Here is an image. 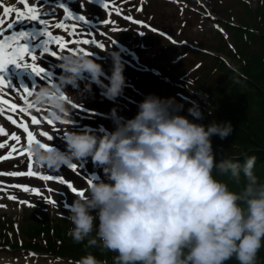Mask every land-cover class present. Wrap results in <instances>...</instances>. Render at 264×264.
<instances>
[{
  "label": "clouds",
  "instance_id": "obj_1",
  "mask_svg": "<svg viewBox=\"0 0 264 264\" xmlns=\"http://www.w3.org/2000/svg\"><path fill=\"white\" fill-rule=\"evenodd\" d=\"M109 97L125 83L124 64L112 53ZM59 80L40 84L30 96L33 107L63 122L70 104L67 86L87 74L103 83V68L92 55L67 53L60 57ZM79 96V94H77ZM174 98L147 95L134 118L117 121L112 132L97 135L72 129L63 134L65 150L37 139L27 151L36 166L59 170L91 157L107 178L91 181L83 196L68 205L72 227L67 235L85 248L99 246L116 253L115 264H256L264 246V182L255 175L257 157L214 159L211 137L227 138L230 122L205 126L179 115ZM202 118L199 104L188 109ZM103 131V130H102ZM215 172L246 184L230 190ZM98 219V224L96 220ZM95 235L93 236V233ZM77 264H102L86 252Z\"/></svg>",
  "mask_w": 264,
  "mask_h": 264
},
{
  "label": "rangeland",
  "instance_id": "obj_2",
  "mask_svg": "<svg viewBox=\"0 0 264 264\" xmlns=\"http://www.w3.org/2000/svg\"><path fill=\"white\" fill-rule=\"evenodd\" d=\"M241 1V0H240ZM239 0H223L221 4H218L216 1L215 5V13L220 18H225L227 20H239V17L242 16L243 7ZM255 0L251 1V6L254 7ZM204 11V10H203ZM232 17L234 19H232ZM246 19H241V21ZM254 17H250V21L246 24L248 26H252L254 23ZM262 24V19L261 22ZM260 24V26H261ZM212 29L210 28L208 22H205V30L202 34L199 31L193 32V28H189L187 31L192 33L193 37H196L197 42L201 48H207L216 54H220L225 56V59L230 62V64L234 65L237 68V65L243 64L245 60L250 56L249 52H244L246 50L250 52H256L257 47H260L256 41H259L258 38L253 40V45L249 42L246 43L245 36L241 33L233 32L232 29H228L224 26L223 23L217 22L216 24H211ZM220 27L222 31H218L215 27ZM175 24L172 26L174 29ZM264 29V17H263V27ZM232 30V31H231ZM218 32V34L216 33ZM226 32V36L225 33ZM230 45L233 46L234 50L230 49ZM258 45V46H257ZM185 52L187 48H180L177 51ZM264 55V53H262ZM198 58L201 61V65L193 76L194 80L196 79V75H200L198 79L199 88L206 90L207 94L205 96V100H199L196 103H203L202 109V118L196 119L191 116L188 112V109L192 106L184 103L183 100L180 101L181 104L178 103V98L173 97L172 95L167 96L164 95L161 98H174V101L177 105H182V108L178 112L179 115H183L187 117L189 120H195L193 122L200 123L205 126L209 125L213 121L220 122H230L232 124L233 131L234 122L241 117L242 113H244L249 121L252 123L254 127H258L262 133H259L258 137L264 140V110L259 104L263 102L264 95V78L263 82L258 81L256 84L248 85L245 83H239L236 79H233V76L228 73V71L223 68V64L221 60H214L211 58V55H197L190 52V56L185 59V61L180 62V70L185 66L191 65L194 61H197ZM224 58V57H223ZM262 61L261 59H259ZM219 63V64H218ZM253 62H249L245 67L248 70V76L251 77L253 74H258L261 77H264V69L254 68L251 66ZM240 70L239 68H237ZM164 87V86H162ZM155 92L159 93L158 89H155ZM188 95V93H187ZM206 101V102H205ZM193 103V102H192ZM202 108V107H201ZM135 111L129 112L124 111L127 117H132L134 112H138L139 109L134 108ZM84 131H90L86 129ZM212 148L216 154H221L230 147L231 143V135H229L225 139H221L219 136L214 135L211 137ZM233 144V143H231ZM231 152H238V146L234 145L231 148ZM90 168H96L100 170L102 175V179L107 182V178L103 172L102 167L94 166L91 157H90ZM255 175L259 178L261 182H264V166L259 165L256 169H254ZM12 180H15L12 178ZM246 184L245 178L240 179L238 185H234L231 187L232 191L240 192ZM9 179L0 178V238L9 239L12 234L16 237H19L21 241H25L28 239L37 240V234H43L44 236L49 235L51 240H54V245H60L63 242L62 239H59L55 236L53 232H46V228L51 227L54 228H67L66 235L69 229L72 227L70 216L65 211L60 209V207H52L42 203V206L35 204L36 207L27 206V204H21L19 202V197L23 195L17 192L13 187ZM9 196H14L17 199H9ZM62 207V206H61ZM67 210V209H66ZM98 224V219L96 220ZM95 232L93 233V236ZM67 241L75 243L72 241V238L67 235ZM42 242H46V238L43 236L40 237ZM14 244H19L18 239L13 241ZM79 246V245H78ZM96 248L95 254L98 256H103L104 260H111L116 257V253L102 250L99 246H93ZM86 252L82 253V256L85 255ZM8 255L3 254V258H0V261L7 259ZM225 264H239V262L233 257L231 260L226 261ZM256 264H264V246L261 247L259 252L257 253Z\"/></svg>",
  "mask_w": 264,
  "mask_h": 264
},
{
  "label": "snow or ice",
  "instance_id": "obj_3",
  "mask_svg": "<svg viewBox=\"0 0 264 264\" xmlns=\"http://www.w3.org/2000/svg\"><path fill=\"white\" fill-rule=\"evenodd\" d=\"M20 2L24 5L25 11H20L19 9H13L9 7L3 8L4 15L0 17V114L4 112V107L7 106L8 109H10L12 112L19 111L21 113H25L28 111V109L32 108L33 106L29 103L27 104V107H19L16 103H12L10 100L5 98V95H3L4 88H8L10 91L15 87V85L12 84L11 80L6 78V73L9 65H15L17 68H22L25 70H31L35 76L39 77L41 80H46L47 82H51V74L46 71L44 67H41L37 61V56L35 53V48L30 46L29 41L35 40L37 36L44 35L47 37V39L42 40V44L38 45L40 47L41 55L48 53L49 55L53 57H57V52L52 50L49 45L55 44L59 47L61 51H64L65 49H68L69 51H77V52H84L85 50L83 48L74 49L70 48L69 45H77V44H83V45H94L96 47L103 48V43H98L94 38H88V39H74L66 41L63 36H54L51 32L47 31V23L48 21L46 19L42 18V13L38 7L31 6L28 3V0H20ZM90 3L91 0H88ZM39 4H43L44 0H38ZM113 3L115 4V0H113ZM101 6L103 8H108L109 5L106 2V0H101ZM60 8H62L65 12V20L73 19L76 21H83L87 23L85 16L83 15H74L72 11L69 10V7H67L65 4L61 3L59 5ZM81 7H83V3H81ZM142 10V9H138ZM15 11L16 13V19L15 21H11L7 23L6 28L5 25V17L10 16V14ZM115 11L119 14L120 9L115 8ZM49 13L44 12L43 15L47 16ZM54 14V10H53ZM125 19H132L131 17L125 16ZM25 21H33L38 22L39 25H44L45 27L38 31L37 29L33 28L32 30H19V31H11V34L8 35L6 32L8 30H12L15 28L16 24L23 23ZM135 23H143L141 21H133ZM103 23L110 24L113 23L109 20H104ZM57 28L65 29L68 32L69 36H79L80 33L77 32L75 25H69L65 22L58 23L56 25ZM117 30V29H114ZM154 30V29H153ZM155 31V30H154ZM86 55H91L92 53L85 52ZM27 57L31 58V63L27 61ZM35 84L30 88L27 85L21 83L19 85V88L23 89V92L26 93L28 96H31L32 90L34 89ZM65 99H68L65 96ZM70 102V101H69ZM27 103V102H26ZM73 107H77V105H73ZM40 109H37V112H39ZM8 120L14 124L17 125L19 128L23 129L24 133L27 134V142L28 144H31L33 142H36L37 139L34 136L33 132L29 130L28 123H25L24 121H18L17 119L13 118L11 115L8 116ZM31 124L33 125H39L41 123V120L37 118L36 115H31ZM64 123H67L68 121H63ZM47 123L51 125L53 123L52 120H47ZM42 136L47 137L49 141L52 140L53 136H50L47 132H42ZM0 137H8L11 140L15 141L16 144L20 143L21 137L16 135L15 133L9 134L6 132L5 128L0 126ZM7 140H4V142H0V149H4L6 147ZM16 144H13L10 148V150L7 152L6 155H0V161L11 159L13 158V153L17 152ZM19 155H24V152H20ZM27 155L29 158H31V153L28 152ZM27 163V162H26ZM69 168H71L73 171L77 169L76 164H69ZM3 175H11V176H39L42 180L52 181L57 180L61 184H66L69 189H71L72 192H77L78 190L73 187L72 183L67 181L64 177L60 176H52V175H40L39 173L33 171V167L31 163H28L27 171L26 172H19V171H13L9 173L0 172V176ZM91 180L89 181V183ZM11 187H17L22 188L23 191L28 192L31 191L37 195H40V191L35 188H29L27 186L22 185H12ZM78 194L80 196L84 195V191H79ZM9 199H15L14 196H9ZM50 203H55V201H49ZM2 206V205H0ZM66 206V205H65Z\"/></svg>",
  "mask_w": 264,
  "mask_h": 264
},
{
  "label": "trees",
  "instance_id": "obj_4",
  "mask_svg": "<svg viewBox=\"0 0 264 264\" xmlns=\"http://www.w3.org/2000/svg\"><path fill=\"white\" fill-rule=\"evenodd\" d=\"M260 37L262 40V50L260 48V52L261 55H263L262 53H264V35H260ZM253 57H254L253 63L256 66V68L260 66L258 68L264 69V57H263V61H260L259 59L261 58L254 53L252 54L251 58ZM263 78L264 77H261L258 74H253L250 77V79L252 80L250 84L251 85L256 84L258 81L263 82ZM263 86H264V82H263ZM262 96H263V100H262L263 102H261L259 106L262 103H264V95ZM261 107L264 110V104H262ZM234 123H235L234 124L235 130L234 131L232 130V133L230 134L231 143L233 144L230 143V147L227 149V151H224L220 154L222 158L217 159V156L213 153L214 159H217L215 161L218 163L224 157H231V158L239 159L242 162L246 155H255L257 157V160L254 169H256L259 165L264 166V140L258 137L259 136L258 134L262 133L260 129L258 127H254L244 113H242L241 117H239V119H237V121H235ZM234 145L238 146L237 153L231 152V148ZM213 174L217 179L225 181L228 184L230 190H232L231 187H234V185L239 184L236 181L232 180L227 175H220L219 173H213ZM243 178L244 176L243 174H241L240 179ZM52 229L53 230H51V227H49L46 228L45 230L47 233L53 232L57 238L62 239L63 242H61L60 245L55 246L54 240H51L52 237H50L49 235L44 236L43 234H37L38 237L37 240L30 239L26 241L23 246L29 247L31 249H36L39 251L42 250L43 259H50L52 254H56V255L63 254L74 258H78V257H82V253L84 252H91L94 256H97L99 258L103 257V256H98L97 254L94 253L96 250L95 247L85 248L84 245L86 242L77 244L67 241L68 238L66 235L67 228H59V227L57 228V226H55ZM41 236H43V238L44 237L46 238L45 243H43L42 239H40Z\"/></svg>",
  "mask_w": 264,
  "mask_h": 264
}]
</instances>
